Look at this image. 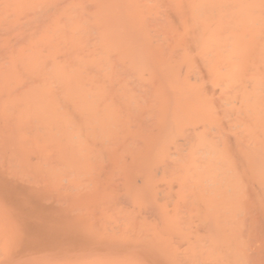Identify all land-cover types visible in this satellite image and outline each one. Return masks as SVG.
Here are the masks:
<instances>
[{"label": "bare ground", "instance_id": "1", "mask_svg": "<svg viewBox=\"0 0 264 264\" xmlns=\"http://www.w3.org/2000/svg\"><path fill=\"white\" fill-rule=\"evenodd\" d=\"M0 264H264V0H0Z\"/></svg>", "mask_w": 264, "mask_h": 264}]
</instances>
